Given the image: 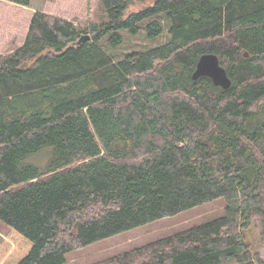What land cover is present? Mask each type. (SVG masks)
Wrapping results in <instances>:
<instances>
[{
	"label": "trees",
	"instance_id": "trees-1",
	"mask_svg": "<svg viewBox=\"0 0 264 264\" xmlns=\"http://www.w3.org/2000/svg\"><path fill=\"white\" fill-rule=\"evenodd\" d=\"M4 1L0 18L28 25L0 56V264H64L221 197L220 217L98 264H264L245 236L256 221L264 240V0H99L105 19L86 28L67 16L87 0ZM165 28L164 44L118 59L101 45ZM204 53L229 89L193 79Z\"/></svg>",
	"mask_w": 264,
	"mask_h": 264
},
{
	"label": "rangeland",
	"instance_id": "rangeland-1",
	"mask_svg": "<svg viewBox=\"0 0 264 264\" xmlns=\"http://www.w3.org/2000/svg\"><path fill=\"white\" fill-rule=\"evenodd\" d=\"M6 3L4 0H0ZM90 4L89 12L84 16L69 15L67 19L81 28H86L90 23H100L105 19L99 0H87ZM47 0H32V9H43ZM10 5L14 3L9 2ZM86 6L87 3L85 2ZM3 9L2 18H0V56L8 55L18 46H20L27 32V25L16 27L18 21L15 16L18 13L12 12V9ZM29 21V18H28ZM146 23V22H145ZM143 23V25L145 24ZM23 24H21L22 26ZM123 43L119 46H112L108 41V36L101 41L102 47L118 59L127 53L135 50H145L154 46L164 44L170 39L168 29L154 38L148 37L142 29L138 34H132L127 30L122 31ZM44 161V157L41 158ZM46 160V159H45ZM226 202L223 197L212 201L202 203L195 207L183 210L175 215L166 216L147 224L122 231L112 236L103 238L84 247L77 248L66 254L64 264H98L105 261L115 262L122 257V254L138 247H142L160 238L175 234L177 232L200 225L207 221L220 217L225 212ZM9 231V226L0 220V243ZM248 245L254 253L264 259V240L263 230L256 221L251 224L245 234Z\"/></svg>",
	"mask_w": 264,
	"mask_h": 264
},
{
	"label": "water",
	"instance_id": "water-1",
	"mask_svg": "<svg viewBox=\"0 0 264 264\" xmlns=\"http://www.w3.org/2000/svg\"><path fill=\"white\" fill-rule=\"evenodd\" d=\"M90 38L91 35L83 34L78 39L77 44H81ZM244 55L247 57L248 53L246 52ZM202 76L210 77L215 85L224 89H229L232 85L228 70L221 64L219 56L215 53H204L199 58L192 77L193 79H198Z\"/></svg>",
	"mask_w": 264,
	"mask_h": 264
},
{
	"label": "crops",
	"instance_id": "crops-1",
	"mask_svg": "<svg viewBox=\"0 0 264 264\" xmlns=\"http://www.w3.org/2000/svg\"><path fill=\"white\" fill-rule=\"evenodd\" d=\"M46 7H47V6L45 5L43 9H44L46 12H49V11L46 10ZM34 11H35V9H32V12H34Z\"/></svg>",
	"mask_w": 264,
	"mask_h": 264
}]
</instances>
